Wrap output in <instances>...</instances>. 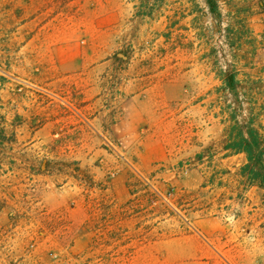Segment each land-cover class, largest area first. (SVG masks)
<instances>
[{
  "label": "rangeland",
  "instance_id": "obj_1",
  "mask_svg": "<svg viewBox=\"0 0 264 264\" xmlns=\"http://www.w3.org/2000/svg\"><path fill=\"white\" fill-rule=\"evenodd\" d=\"M216 1L0 0V264H264L222 150L264 133V0Z\"/></svg>",
  "mask_w": 264,
  "mask_h": 264
},
{
  "label": "trees",
  "instance_id": "obj_2",
  "mask_svg": "<svg viewBox=\"0 0 264 264\" xmlns=\"http://www.w3.org/2000/svg\"><path fill=\"white\" fill-rule=\"evenodd\" d=\"M209 12L215 17H220V12L216 0H204ZM224 88L232 93L237 94V88L240 81L237 79L235 71L226 72L223 75ZM4 81V77L0 76V84ZM3 108L2 99L0 97V110ZM228 136L222 146V150L231 154L243 153L246 162L240 168L239 175L249 186H255L264 193V133L261 125L256 123V114L250 112L246 121H240L235 112H230ZM5 117L0 114V154L5 143L14 141V133L9 134L6 129ZM203 154H197L196 159L201 160Z\"/></svg>",
  "mask_w": 264,
  "mask_h": 264
}]
</instances>
